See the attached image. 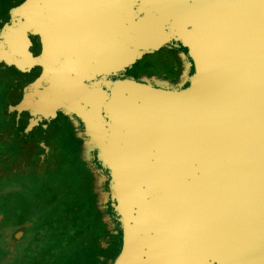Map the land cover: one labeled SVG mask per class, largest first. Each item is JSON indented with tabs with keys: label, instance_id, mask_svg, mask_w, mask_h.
<instances>
[{
	"label": "water",
	"instance_id": "obj_1",
	"mask_svg": "<svg viewBox=\"0 0 264 264\" xmlns=\"http://www.w3.org/2000/svg\"><path fill=\"white\" fill-rule=\"evenodd\" d=\"M47 1L3 22L0 58L29 71L32 29L58 55L30 114L74 113L114 173L122 234L109 264H264V0H106L93 12ZM54 8L60 26L41 17ZM170 41L192 60L184 87L85 82Z\"/></svg>",
	"mask_w": 264,
	"mask_h": 264
},
{
	"label": "rangeland",
	"instance_id": "obj_2",
	"mask_svg": "<svg viewBox=\"0 0 264 264\" xmlns=\"http://www.w3.org/2000/svg\"><path fill=\"white\" fill-rule=\"evenodd\" d=\"M9 1L0 0V20L17 23L23 13L15 8L26 6L28 0L6 8ZM1 47L0 42V51ZM182 53L189 64L183 67L179 87L188 82L193 65L186 52ZM147 54L144 58L154 70H168L165 48ZM37 57L40 65L48 64L45 46ZM10 60L0 58V264H109L122 232L118 222L113 224L117 231L114 240L100 234L106 204L113 208L115 203L110 192L114 173L101 167L98 149L85 134L83 124L78 132L81 144L72 141L68 129L63 132L66 137L56 139L61 132L56 128L69 126L65 122L55 124L58 126L50 131L57 140L55 153L44 155L46 142L39 127L42 119L30 114L32 87L37 83L16 70ZM54 90L65 92L61 86ZM70 206L73 210L59 215L61 209ZM44 225L49 231L40 239ZM78 227L87 228L90 235L69 242L70 229Z\"/></svg>",
	"mask_w": 264,
	"mask_h": 264
},
{
	"label": "flooded vegetation",
	"instance_id": "obj_3",
	"mask_svg": "<svg viewBox=\"0 0 264 264\" xmlns=\"http://www.w3.org/2000/svg\"><path fill=\"white\" fill-rule=\"evenodd\" d=\"M22 0H10L8 6L6 8H10L12 6H15ZM6 5V4H5ZM4 5V6H5ZM137 9H143L146 7L145 2L136 6ZM52 17V15L50 16ZM8 21V20H7ZM3 20H0V25L3 27ZM13 24H15L13 21H10ZM54 21H51V24L53 25ZM28 37L31 41V45L29 46V50L32 52L33 55L37 57V54L40 52V49L47 45L48 51H49V57L46 58L48 64L47 65H40L39 59L37 57V63L27 72H23L27 75V78H31V80L36 81L37 86L36 87H44L47 83V76L48 73L52 70L55 71L58 63H59V57L57 54H55L52 50V47L50 46L49 42L47 41L44 33L39 31L38 29H32L28 33ZM0 40H2L0 36ZM165 48V50L168 52V56L165 57V63L168 65V70L165 72H157V70H154L152 68V64L150 60L145 59L147 53L155 52L156 50ZM182 51L186 52V49L182 47L178 42L170 41L166 44L160 46L158 49L150 50V51H140L138 55L136 56L134 62H132L130 65L126 66L124 69L120 71H116L115 73L110 74H100L94 76L91 80L85 81L89 86L97 84L98 81H108L111 82L114 79L118 78H131L139 82H144L151 84L153 86H167L170 89H178L181 87H184L188 84V82H185L184 84H181L179 87L178 84L181 81V74L184 67V61L182 59L181 53ZM148 55V54H147ZM66 58L70 59L71 56L66 55ZM191 60L190 58H188ZM192 62V60H191ZM14 67V66H13ZM43 67L46 69V73L43 74ZM15 68V67H14ZM16 69V68H15ZM193 65H191L189 69V74L193 71ZM17 70V69H16ZM19 71V70H18ZM21 72V71H20ZM34 94V93H33ZM35 98V95H34ZM40 117L42 119L39 122V127L41 128V133L45 137V144H43V153L45 156H51L53 153H55V145L54 142L57 143V138L61 136V140L63 137H66V134L63 133L66 129H68V135L73 139L75 143L81 144L80 137L78 135V132L80 130L81 120L76 117L74 113L66 112L63 109H58L55 112L54 116H50L49 118H44L43 116H35ZM68 124L69 127L65 128L63 127L62 130L60 128L62 126H58V123ZM55 124H58V128H56L57 131H61L59 134H57L56 139L55 137L52 138L50 135V131H52L56 126ZM54 127V128H53ZM68 138V137H67ZM69 139V138H68Z\"/></svg>",
	"mask_w": 264,
	"mask_h": 264
},
{
	"label": "trees",
	"instance_id": "obj_4",
	"mask_svg": "<svg viewBox=\"0 0 264 264\" xmlns=\"http://www.w3.org/2000/svg\"><path fill=\"white\" fill-rule=\"evenodd\" d=\"M51 14H49V11H47V13H45V12H42L41 13V17L43 18V19H50L51 17ZM107 206H106V208H105V214H104V220H102V226H103V228L101 227V229H100V234L102 235V234H105L106 235V237L108 238L109 236L111 237V239H113L114 240V232H117L116 231V229H113L114 227H113V224L114 223H118V222H120L121 223V221H120V219H119V216L117 215V213H116V211L114 210V207L112 208L110 205H109V203H107L106 204ZM71 210H73L72 209V207L70 206V207H67V209H61V211L59 212V215H61V214H63V211H65V213L66 212H70ZM107 223H110V225L109 226H111V227H109L108 226V224ZM112 224V225H111ZM45 226V225H44ZM122 228V227H121ZM106 232H105V231ZM47 231H49V227L47 228L46 226H45V228L43 229V232H40L39 233V238L41 239V237L43 236V235H45L46 234V232ZM88 231H87V228H83V227H81L80 229H79V227L78 228H74V229H70V231H69V235H68V241L70 242L71 240H73V239H75V240H85L86 239V237H88L89 235H87L88 233H87ZM104 232V233H103ZM94 234V233H93ZM99 234V235H100ZM121 234H122V232H119V237H121ZM112 240H110V245H109V247H111L112 246ZM120 247H121V239H119V248H118V250H117V252L115 253V256L113 257V259L116 257V255L118 254V252L120 251ZM101 248V247H100ZM112 248V247H111ZM113 259L111 260V261H113ZM110 261V262H111Z\"/></svg>",
	"mask_w": 264,
	"mask_h": 264
},
{
	"label": "bare ground",
	"instance_id": "obj_5",
	"mask_svg": "<svg viewBox=\"0 0 264 264\" xmlns=\"http://www.w3.org/2000/svg\"><path fill=\"white\" fill-rule=\"evenodd\" d=\"M54 1H55V3H54ZM106 2H108V1H106V0H82V2H81L82 4H81V6H79V10L78 11H86V10H88V11H92L93 12L95 10H103L104 9L103 7L105 5H111V8L113 7L112 3L106 4ZM48 4H50V5H54V4L59 5V1L58 0H48L47 1V5ZM68 5H70V0L66 1L65 7H67ZM58 11H60L58 8H54L51 11L52 12V14H51L52 15V20H50V22L54 21L53 22L54 26H60L59 24H61V22L54 20V18H58L60 16V13H58ZM67 11H68L67 8L66 9L63 8V12L66 13V14H69ZM92 14H94V13H92ZM43 20L45 21L46 19H43ZM47 20H49V18ZM46 21H45V23H48ZM55 22H56V24H55ZM94 98H96V97H94Z\"/></svg>",
	"mask_w": 264,
	"mask_h": 264
}]
</instances>
